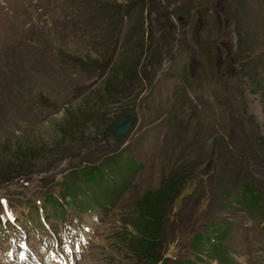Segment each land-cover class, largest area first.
Wrapping results in <instances>:
<instances>
[{"label":"rangeland","instance_id":"rangeland-1","mask_svg":"<svg viewBox=\"0 0 264 264\" xmlns=\"http://www.w3.org/2000/svg\"><path fill=\"white\" fill-rule=\"evenodd\" d=\"M167 179L158 264H264V0H0V264H149L132 215Z\"/></svg>","mask_w":264,"mask_h":264},{"label":"trees","instance_id":"trees-1","mask_svg":"<svg viewBox=\"0 0 264 264\" xmlns=\"http://www.w3.org/2000/svg\"><path fill=\"white\" fill-rule=\"evenodd\" d=\"M97 93L107 95L110 93L108 88L103 87L102 92L98 90L95 92V96ZM100 97V96H99ZM98 97V98H99ZM101 100V99H98ZM84 105V108H87L88 105ZM79 118H81L80 114H76ZM76 120V119H75ZM75 120L71 119L70 123H76ZM78 121V120H76ZM63 132V131H62ZM60 132V133H62ZM178 186L173 179H167L162 182L160 188L155 192H148L144 195L136 204L135 211L132 215V227L135 232L127 242V248L136 256H141L145 258L149 264H158L162 263L163 260H159L156 253H154V249L156 246L160 244V232H161V215L163 206H168L171 201H173L178 194ZM244 190V193L248 196V200L250 202L255 203L253 199V191ZM246 200V201H248ZM220 232V231H217ZM221 234V232H220ZM222 235V234H221ZM217 235L218 237H212L214 239L212 242H216V238H223V235ZM213 246V245H212ZM212 250L218 254H223L222 249H217L212 247ZM225 258L224 256H221ZM219 261V260H218ZM223 262L222 259L219 261Z\"/></svg>","mask_w":264,"mask_h":264},{"label":"water","instance_id":"water-1","mask_svg":"<svg viewBox=\"0 0 264 264\" xmlns=\"http://www.w3.org/2000/svg\"><path fill=\"white\" fill-rule=\"evenodd\" d=\"M136 120L137 116L132 112L111 121L103 136L106 146L112 148L118 145L128 135Z\"/></svg>","mask_w":264,"mask_h":264},{"label":"bare ground","instance_id":"bare-ground-1","mask_svg":"<svg viewBox=\"0 0 264 264\" xmlns=\"http://www.w3.org/2000/svg\"><path fill=\"white\" fill-rule=\"evenodd\" d=\"M88 224V223H87ZM84 232H85V234H84V236H85V238L87 239L88 238V235H89V232H90V228L89 227H87V226H85V228H84ZM37 250V249H36ZM35 250V251H36ZM76 250L78 251L79 250V247H76ZM31 250H28V253L30 254V255H37L38 253L37 252H30ZM78 253V252H77ZM75 253L73 252V255H74ZM70 257H72L71 255H70ZM75 258V256L73 257V259ZM73 259H70L69 260V258H66V259H64V257H60L59 256V254H57V253H55V252H53V251H51L46 257H45V261H44V263L43 264H62V263H66V264H72L73 263Z\"/></svg>","mask_w":264,"mask_h":264}]
</instances>
